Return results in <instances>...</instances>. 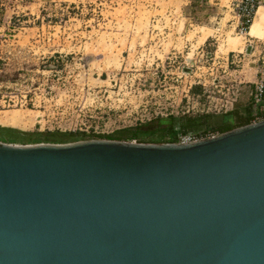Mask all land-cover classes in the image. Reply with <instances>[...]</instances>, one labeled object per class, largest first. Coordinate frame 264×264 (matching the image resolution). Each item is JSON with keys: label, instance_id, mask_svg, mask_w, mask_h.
<instances>
[{"label": "water", "instance_id": "water-1", "mask_svg": "<svg viewBox=\"0 0 264 264\" xmlns=\"http://www.w3.org/2000/svg\"><path fill=\"white\" fill-rule=\"evenodd\" d=\"M0 264H264V118L186 144L0 141Z\"/></svg>", "mask_w": 264, "mask_h": 264}, {"label": "rangeland", "instance_id": "rangeland-1", "mask_svg": "<svg viewBox=\"0 0 264 264\" xmlns=\"http://www.w3.org/2000/svg\"><path fill=\"white\" fill-rule=\"evenodd\" d=\"M6 1L31 10L25 30L40 40L32 48L48 51L27 63L18 57L0 72V117L21 119L0 124L12 132L85 133L68 143L141 124L148 132L169 115L196 129L190 119L197 115L215 125L226 111L252 106L264 69V22L241 32L229 0ZM202 30L213 33L203 39ZM230 32L243 37L241 48L230 46ZM149 133L121 141L152 143Z\"/></svg>", "mask_w": 264, "mask_h": 264}, {"label": "built area", "instance_id": "built-area-1", "mask_svg": "<svg viewBox=\"0 0 264 264\" xmlns=\"http://www.w3.org/2000/svg\"><path fill=\"white\" fill-rule=\"evenodd\" d=\"M264 3V0H229L234 16L238 21L239 30L246 31L250 22L252 21L255 11L259 5ZM19 6H9L6 0H0V72L3 66H7L9 62L14 59H21L25 63L32 60L33 55L40 58L47 57L48 51L43 48L38 49L39 52L32 48V43L36 41L40 43L39 39H34L30 32L25 29H30L32 24V12L27 6L18 8ZM22 30V32H21ZM22 34V36H20ZM260 43L264 46V40ZM54 55V54H52ZM51 57H56V54ZM58 57H62L61 52H57ZM49 57V56H48ZM16 61L19 66L17 71L22 70V65ZM261 63L264 67V55L261 56ZM259 74L262 76L254 82L253 89L250 94L251 103L254 106L264 104V69L261 68ZM261 117H255L251 122H255ZM219 133L213 131H205L198 133H181L177 137V143L186 144L195 142L201 139L210 138Z\"/></svg>", "mask_w": 264, "mask_h": 264}, {"label": "trees", "instance_id": "trees-1", "mask_svg": "<svg viewBox=\"0 0 264 264\" xmlns=\"http://www.w3.org/2000/svg\"><path fill=\"white\" fill-rule=\"evenodd\" d=\"M255 108V109H254ZM210 115H197L194 118L190 119L191 124L195 126L196 129H193L192 126H188L180 121L179 118H176L173 115H169L166 118H158L157 125L154 129L147 130L143 129V124L121 128L115 131L113 134H107L105 136H96L95 139H111V140H134V139H143L147 133L151 132L150 141L152 143H164V142H177V137L179 134L183 133H198V132H207L213 131L221 133L232 128L245 125L250 123L255 117L264 118V104L246 108L244 113L240 114L237 110L226 111L221 120L215 125L208 124V118ZM188 123V122H187ZM164 124V126H162ZM205 124L203 129L199 130V126ZM187 125V126H186ZM201 128V127H200ZM12 128H5L0 126V141L6 143H14L16 141H27L31 143H39L43 140L53 143H63L66 142L68 138H75L74 140H79V137L85 135L84 132H64L57 134V132L46 133L45 138H40L33 136V134L23 133V132H12ZM158 132V133H157ZM38 135V134H37ZM43 135V134H39Z\"/></svg>", "mask_w": 264, "mask_h": 264}, {"label": "bare ground", "instance_id": "bare-ground-1", "mask_svg": "<svg viewBox=\"0 0 264 264\" xmlns=\"http://www.w3.org/2000/svg\"><path fill=\"white\" fill-rule=\"evenodd\" d=\"M263 6V4L259 5L258 8L256 9L255 11V14L257 13V11ZM264 11V10H263ZM263 11H260L258 16L252 20L253 23L249 24L250 26V33L254 32L255 28H257V26H259V24L263 23L264 22V12ZM254 14V16H255ZM248 26V28H249ZM210 33L212 34L213 32L211 30H208V31H204L202 30V34H203V39L206 37V36H209ZM240 37V42L238 41ZM242 38L241 35H237V36H233L231 35V32L227 35V39H228V43L230 44L231 47H237L239 46L240 48L243 46V42H242ZM201 42V41H200ZM23 123V122H22ZM0 124H3V125H8V126H19L21 125V119L20 118H17L16 116H3V117H0Z\"/></svg>", "mask_w": 264, "mask_h": 264}]
</instances>
